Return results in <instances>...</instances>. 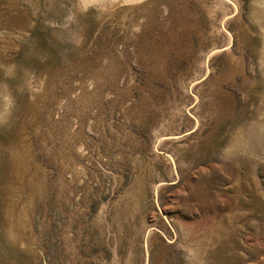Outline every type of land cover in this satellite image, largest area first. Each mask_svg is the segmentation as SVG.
Returning a JSON list of instances; mask_svg holds the SVG:
<instances>
[{
  "label": "rangeland",
  "instance_id": "obj_1",
  "mask_svg": "<svg viewBox=\"0 0 264 264\" xmlns=\"http://www.w3.org/2000/svg\"><path fill=\"white\" fill-rule=\"evenodd\" d=\"M0 264H264V0H0Z\"/></svg>",
  "mask_w": 264,
  "mask_h": 264
}]
</instances>
